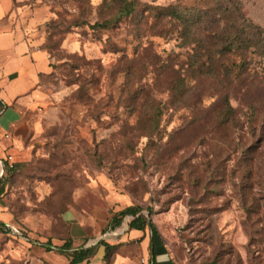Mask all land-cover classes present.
<instances>
[{
  "label": "rangeland",
  "instance_id": "rangeland-1",
  "mask_svg": "<svg viewBox=\"0 0 264 264\" xmlns=\"http://www.w3.org/2000/svg\"><path fill=\"white\" fill-rule=\"evenodd\" d=\"M134 2L132 16L94 29L119 3L26 1L54 60L43 79L54 97L32 159L0 196V264H69L46 243L67 237L70 209L112 194L139 208L177 264H264V54L253 37L257 27L264 38V0ZM236 29L254 43L244 55L239 43L221 51Z\"/></svg>",
  "mask_w": 264,
  "mask_h": 264
},
{
  "label": "crops",
  "instance_id": "crops-1",
  "mask_svg": "<svg viewBox=\"0 0 264 264\" xmlns=\"http://www.w3.org/2000/svg\"><path fill=\"white\" fill-rule=\"evenodd\" d=\"M26 1L0 0V161L5 163L12 156L15 167L32 159L33 144L40 138L45 120L50 119V100L54 97L43 83L53 73L54 60L38 46L39 36L34 30L37 19L26 16ZM5 181L6 177L1 179L0 186ZM112 195L107 198L110 205L89 211L72 208L63 217L74 249L93 244L87 248H93L94 254L86 262L107 261L105 242L113 247L110 261L114 264H139L142 257L153 264H177L153 226L131 228L132 221L143 216L141 212L113 225L120 212L134 206L120 208V198ZM103 231L106 238L101 237ZM62 244L60 240L54 242L59 247ZM56 261L70 262L63 255Z\"/></svg>",
  "mask_w": 264,
  "mask_h": 264
},
{
  "label": "trees",
  "instance_id": "trees-1",
  "mask_svg": "<svg viewBox=\"0 0 264 264\" xmlns=\"http://www.w3.org/2000/svg\"><path fill=\"white\" fill-rule=\"evenodd\" d=\"M114 4L119 3L117 16L113 20H106L102 23L97 22L93 27L94 29H110L113 28L114 25L121 21L125 17H130L133 15L135 11V2L134 0H112ZM253 28H255L253 26ZM257 31L254 33V40L258 42V44L261 46L262 53L264 54V38H263V32L259 30L257 27L255 28ZM216 39H219L221 36L219 34H216ZM224 41H222V48L221 51L227 50L228 52H236L235 44L239 43L238 50L241 52L242 55L245 54L246 50L251 48L253 46V40H250L248 37L242 38V31L236 29V31L231 33H224L223 34ZM246 58H242V61H245ZM210 62H213V58H210ZM198 71L201 72V69L198 68ZM16 169V167H15ZM14 169V170H15ZM13 170V171H14ZM9 174V173H8ZM7 174V176H8ZM6 176V178H7ZM5 186V182L2 186H0V196L3 193V189ZM140 212L139 208L135 207H129L126 210L119 213V217L114 218L113 225L116 227L118 226L121 221L124 219L127 215H133L137 216V214ZM152 227V224L147 220L145 216H139L138 218H135L131 223V228H137L139 230H144L146 227ZM67 227V226H66ZM67 236H68V228H67ZM60 241H63V244L59 247L54 245V241L50 240L46 243L45 247L47 251H52L53 249H58L59 251L63 252L70 260L69 264H82L86 261H88L94 254L93 248H81V249H74L73 242L71 239L65 237L58 239ZM103 245L106 246L107 254L106 258L108 262L110 261V256L112 254L113 247L108 245L107 243L103 242Z\"/></svg>",
  "mask_w": 264,
  "mask_h": 264
},
{
  "label": "built area",
  "instance_id": "built-area-1",
  "mask_svg": "<svg viewBox=\"0 0 264 264\" xmlns=\"http://www.w3.org/2000/svg\"><path fill=\"white\" fill-rule=\"evenodd\" d=\"M15 169V164L12 156H8L7 162L0 161V180L7 176V174ZM139 264H153L148 257H142Z\"/></svg>",
  "mask_w": 264,
  "mask_h": 264
},
{
  "label": "water",
  "instance_id": "water-1",
  "mask_svg": "<svg viewBox=\"0 0 264 264\" xmlns=\"http://www.w3.org/2000/svg\"><path fill=\"white\" fill-rule=\"evenodd\" d=\"M95 243H97V242H95ZM93 245V244H92ZM92 245H89V246H87V247H91ZM87 247H84V248H87Z\"/></svg>",
  "mask_w": 264,
  "mask_h": 264
}]
</instances>
